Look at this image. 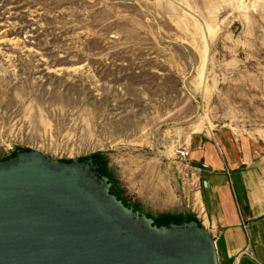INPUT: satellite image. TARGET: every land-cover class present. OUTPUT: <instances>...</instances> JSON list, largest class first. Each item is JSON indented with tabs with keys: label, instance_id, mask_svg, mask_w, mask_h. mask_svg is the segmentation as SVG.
<instances>
[{
	"label": "rangeland",
	"instance_id": "1",
	"mask_svg": "<svg viewBox=\"0 0 264 264\" xmlns=\"http://www.w3.org/2000/svg\"><path fill=\"white\" fill-rule=\"evenodd\" d=\"M214 129L264 147V0H0V160L92 158L159 225L191 214L175 145Z\"/></svg>",
	"mask_w": 264,
	"mask_h": 264
},
{
	"label": "water",
	"instance_id": "2",
	"mask_svg": "<svg viewBox=\"0 0 264 264\" xmlns=\"http://www.w3.org/2000/svg\"><path fill=\"white\" fill-rule=\"evenodd\" d=\"M0 264H218L197 221H154L111 191L92 158L18 150L0 160Z\"/></svg>",
	"mask_w": 264,
	"mask_h": 264
},
{
	"label": "crops",
	"instance_id": "3",
	"mask_svg": "<svg viewBox=\"0 0 264 264\" xmlns=\"http://www.w3.org/2000/svg\"><path fill=\"white\" fill-rule=\"evenodd\" d=\"M186 147L193 166L207 165L201 170L199 223L214 241L217 263L264 264L263 145L214 129L192 134ZM165 215L183 219L177 212Z\"/></svg>",
	"mask_w": 264,
	"mask_h": 264
},
{
	"label": "built area",
	"instance_id": "4",
	"mask_svg": "<svg viewBox=\"0 0 264 264\" xmlns=\"http://www.w3.org/2000/svg\"><path fill=\"white\" fill-rule=\"evenodd\" d=\"M173 152L178 180L185 190L183 198L190 207V215L201 223L204 214L198 193L201 187V170L206 169L207 165L203 163L200 167L193 166L186 147L175 145Z\"/></svg>",
	"mask_w": 264,
	"mask_h": 264
},
{
	"label": "trees",
	"instance_id": "5",
	"mask_svg": "<svg viewBox=\"0 0 264 264\" xmlns=\"http://www.w3.org/2000/svg\"><path fill=\"white\" fill-rule=\"evenodd\" d=\"M93 161H94V163H96L98 166H99V164H98V162L97 161H95L94 159H93ZM104 163V164H103ZM103 163H102V165H105L106 163H107V161L104 159V161H103ZM99 170L106 176V174L107 173H105L102 169H100V166H99ZM109 179V178H108ZM110 181V180H109ZM111 191H112V188H111ZM112 193L114 194V192L112 191ZM118 199H119V197H117ZM160 221H161V223L159 224V225H161V224H163V225H166L168 222H170V221H173V222H180V221H183L184 219H176V218H173V217H171V216H168V215H162V216H160ZM191 219V218H190ZM189 220V219H188Z\"/></svg>",
	"mask_w": 264,
	"mask_h": 264
}]
</instances>
